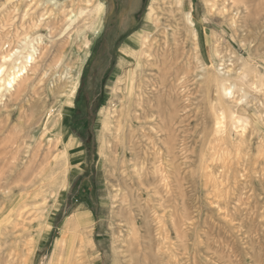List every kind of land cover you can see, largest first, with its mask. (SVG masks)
I'll return each instance as SVG.
<instances>
[{
  "label": "rangeland",
  "instance_id": "rangeland-1",
  "mask_svg": "<svg viewBox=\"0 0 264 264\" xmlns=\"http://www.w3.org/2000/svg\"><path fill=\"white\" fill-rule=\"evenodd\" d=\"M56 1L0 0V264H49L77 215L88 220L78 235L86 242L81 264H264V0H246L249 17L238 2L234 26L228 21L235 12L220 16L208 0ZM96 1L104 9L100 33L89 11ZM185 13L197 33L196 51L182 48L176 33ZM143 37L150 58L140 54ZM13 64L25 70L10 89L5 83L17 70ZM204 72L218 86L206 84ZM223 88L231 96L224 98ZM141 100L160 132L156 137L146 129L152 120H132L121 142L117 116L128 107L133 119L134 102ZM219 109L224 134L218 136ZM129 132L136 150L159 151L156 166L169 167V181L175 180L172 193L162 194L164 212L157 206L148 215L142 206L119 210L126 204L118 181L135 187L119 167L129 155ZM103 137L110 141L104 157ZM128 226L142 237L141 253L127 239Z\"/></svg>",
  "mask_w": 264,
  "mask_h": 264
},
{
  "label": "bare ground",
  "instance_id": "bare-ground-1",
  "mask_svg": "<svg viewBox=\"0 0 264 264\" xmlns=\"http://www.w3.org/2000/svg\"><path fill=\"white\" fill-rule=\"evenodd\" d=\"M156 0H153V4L155 3ZM177 1V0H176ZM56 0H46V3L47 4H51V5H55L56 4ZM82 2V1H81ZM208 2L211 3L210 5V10L212 11H215L217 13L221 15H224L225 13H227L228 11H233L235 13H232L234 16H231L229 18L230 21H228L231 26H234L235 24V18L237 16V12H240L239 7L242 6L244 8V10L247 12L246 13V17H249L250 16V9L251 7L249 6H246V0H240V1H237V0H208ZM240 2V6L239 3ZM177 4H179L180 2H176ZM247 3H253L251 0H248ZM242 4V5H241ZM89 6V5H87ZM153 6V5H152ZM84 6H81V8H83ZM91 7H94L93 10H89L91 11V15L95 17L96 19V24H95V28H96V33H100L101 31V28H102V22H101V16H102V13H103V5L99 2V1H96L94 6H91ZM241 7V8H242ZM263 9V8H262ZM83 10V9H82ZM81 9H78L77 11H82ZM243 10V11H244ZM153 11H154V8L152 7L149 11L148 14V17L150 19V16H152L153 14ZM214 12V13H215ZM81 13V12H79ZM211 13V12H210ZM242 14H245V13H242ZM257 14V13H256ZM73 16H76L75 14H72ZM241 15V14H240ZM239 15V16H240ZM71 17V15L69 16ZM79 17V16H78ZM241 17V16H240ZM261 16H258V21H261L259 18ZM183 23H182V27L180 25H178L177 27V30L179 34V36L181 38H183V44L181 45H184V48L186 50V48L188 46L191 47V49L193 50H197V47H198V43H197V33L195 31V29L193 28V22L191 20V15L190 13H185L183 14ZM239 18V17H238ZM243 18V17H242ZM262 18V17H261ZM70 19V18H69ZM86 19V18H85ZM94 19V18H93ZM253 19V18H252ZM91 20V19H89ZM244 20V18H243ZM250 20V19H249ZM264 20V18H263ZM262 20V21H263ZM62 22V21H61ZM87 22V21H86ZM241 22H242V19H241ZM250 24H252L251 21H249ZM264 22V21H263ZM248 23V22H247ZM260 23V22H259ZM259 23H253V25L255 26V24H259ZM244 24V23H242ZM240 24V25H242ZM92 25V24H91ZM249 25V24H248ZM257 27V26H256ZM255 27V28H256ZM88 28V27H87ZM90 28V27H89ZM244 28V26H242V29ZM248 28V27H247ZM253 28V27H252ZM251 29V28H250ZM249 29V30H250ZM259 29V27H258ZM256 29V32L257 30ZM245 30V29H244ZM248 31V29H246ZM254 32V31H253ZM259 32V31H258ZM250 33V31H249ZM252 33V32H251ZM176 35V34H175ZM248 35V34H247ZM252 35H254L252 33ZM179 38V39H181ZM250 39V37H249ZM253 40V38L251 39ZM138 41L137 40H134V43H137ZM252 42V41H251ZM165 43V42H164ZM175 43V42H174ZM86 46V45H85ZM32 47V46H31ZM30 47V48H31ZM140 47H141V52L140 54L143 55L145 58H150L151 54H149V48H150V42L148 40V37H143L142 38V42L140 44ZM256 47V46H255ZM31 50H34V49H31ZM151 50V49H150ZM190 51V50H189ZM154 52V51H153ZM191 52V51H190ZM34 53V52H33ZM183 53V52H182ZM190 54V53H189ZM214 54H217L218 56V53L215 51ZM156 55V54H155ZM31 56L32 55H28L27 57H29V60H31ZM87 56V54L85 55ZM142 58V57H141ZM175 58V57H174ZM186 58V57H185ZM162 59V58H161ZM176 59V58H175ZM180 59V58H179ZM4 60V59H3ZM7 60V59H5ZM4 60V61H5ZM27 60V59H26ZM32 61V60H31ZM15 62V61H14ZM26 62H29V61H26ZM157 62V61H156ZM30 63V62H29ZM16 64L18 65V62H16ZM57 64V63H56ZM78 66V65H77ZM150 67V66H149ZM13 68L14 70H16V72L14 73H10V77L8 78L9 80H7V82L5 84H7V86L11 89L12 88V85L15 84V82L17 81V78L20 77V72H23V69L24 67H18L16 66L15 64H13ZM8 70V69H7ZM25 70V69H24ZM12 72V71H11ZM1 73V72H0ZM25 73V71H24ZM64 73V72H63ZM205 75L202 76L206 77V75H208V77L210 79H207L206 81V84L210 85L211 82H214L215 86H218L217 82V78L214 77L212 74H208L207 72H204ZM207 73V74H206ZM8 74V73H7ZM225 74V73H224ZM67 75V74H66ZM1 76V75H0ZM62 79V78H61ZM1 80H2V77H1ZM0 80V81H1ZM65 80V79H64ZM3 81V80H2ZM1 81V82H2ZM165 81V80H164ZM220 82V81H219ZM221 83V82H220ZM2 84V83H0ZM163 84V83H162ZM66 85V84H65ZM150 85V84H149ZM14 86V85H13ZM77 86H78V83L76 81H73L71 83V89H70V98L72 99L75 94H76V90H77ZM238 86V85H237ZM63 87V86H62ZM66 87V86H65ZM262 87V85H261ZM68 87H66L67 89ZM258 88V87H257ZM165 89V88H164ZM153 90V89H152ZM208 90V89H207ZM256 90V89H255ZM149 91V90H148ZM209 91V90H208ZM230 90L226 89V88H223V92H222V95L225 97L227 96H231V92H228ZM66 92V91H65ZM64 92V94H65ZM59 93H61V91H59ZM64 94H63V97H64ZM160 94V93H159ZM213 94V92H212ZM69 95V94H68ZM142 95V94H141ZM151 95V94H150ZM176 96V95H175ZM61 97V96H60ZM139 97V96H138ZM148 97V96H147ZM157 97V96H156ZM234 97V96H233ZM233 97H232V100L233 101ZM59 98V97H58ZM62 98V97H61ZM122 98V97H121ZM221 98V97H220ZM230 98V97H229ZM65 99V98H64ZM167 99V98H166ZM228 99V98H227ZM57 100V99H56ZM230 99H228L229 101ZM68 101V100H67ZM137 101V100H136ZM148 101V100H147ZM236 101V100H234ZM237 101H240V100H237ZM61 102V101H60ZM174 102V101H173ZM71 103V102H70ZM121 103V102H120ZM124 103V102H123ZM128 103V102H127ZM152 103V102H151ZM150 103V104H151ZM229 103V102H228ZM236 103V102H235ZM144 102L143 100L139 101V102H134V117L133 119H129L127 118V113L129 112V108L128 107H124V111L120 112L116 118H117V125L115 127V130L117 132H119V134L122 132L123 130V127L126 125V123H128L129 121H132L134 120L136 123L142 118V119H149V120H152L148 123H146L144 126H146V129L148 128L151 132H154L155 133V136L157 137V134L156 133H159L160 132V126L153 118H154V115L153 114H149L147 112V109L145 106H143ZM149 104V103H148ZM159 104V102H158ZM177 104V103H176ZM238 104V103H237ZM62 105V104H61ZM225 105V104H224ZM51 106V105H50ZM222 106V105H220ZM219 106V107H220ZM228 106V105H227ZM59 108V107H58ZM211 108V107H210ZM213 108V107H212ZM59 111V110H58ZM219 114L216 115L217 117L215 118V133L219 136L222 131V124H223V120H224V111L223 109H219ZM133 114V112H131ZM215 114V112H213ZM131 114V115H132ZM217 114V113H216ZM235 114V113H234ZM49 115V114H48ZM129 115V116H131ZM213 117V116H212ZM169 118V117H168ZM230 118L231 119H234V116H233V113L230 114ZM238 118V117H237ZM235 118V119H237ZM47 119V118H46ZM126 119H128L126 121ZM230 119V120H231ZM125 120V122L122 123V121ZM239 120V118H238ZM29 121V120H28ZM241 121V120H239ZM244 121V120H243ZM59 122V120H58ZM56 123L55 127L58 126L59 123ZM109 122V121H108ZM154 122V123H153ZM236 122V121H235ZM131 123V122H130ZM238 123V122H237ZM248 123V122H247ZM111 124L108 123L107 126H109ZM113 125V124H112ZM132 125V124H131ZM134 125V124H133ZM173 125V123H172ZM239 125V124H238ZM237 125V127H238ZM106 125H104L105 127ZM130 126V125H129ZM234 126V125H233ZM213 127V125H212ZM235 127V126H234ZM134 128V127H133ZM128 130L131 129V128H127ZM233 129V128H232ZM140 132H139V135H140V138H147V132L146 130L142 127L139 128ZM130 131V130H129ZM131 131H138V128L137 129H131ZM60 132V131H59ZM110 132V131H109ZM169 133V132H168ZM238 133V132H237ZM134 134V133H133ZM149 134V132H148ZM224 134V133H223ZM239 134V133H238ZM60 135V134H59ZM152 135V134H151ZM230 135V134H229ZM107 136V135H105ZM121 136V134H120ZM120 136L117 134V140L119 141V138ZM125 135H122L121 136V142L123 140ZM137 136V135H136ZM154 136V135H153ZM238 136V135H237ZM149 137V136H148ZM155 137V138H156ZM174 137V136H173ZM214 137V136H213ZM217 137V136H216ZM233 137V136H232ZM133 138V135L132 133L129 132V139H128V150H129V155L127 156V154L123 155V157H121V161H120V165H119V155H115V162L113 163L114 164V168H115V165H116V168L117 166L119 165V167L121 168L122 170V173H128L130 174V181L132 182L133 181V185L135 186L134 187V190L130 187H128V185L125 183V182H120L118 181V178H117V181H118V187L117 188H121L123 189V194L121 195L122 199L121 202H124L126 204V207L122 208V205L120 206L119 210L120 212L124 209H127L128 211H132L133 208L134 211L136 210V208H140L141 206L144 207L145 211L147 212V215H148V212L149 211H152L154 210L155 206H157L158 210H161V212H164V207H165V199L164 197L162 196L163 193H166L168 194V192H170V183L172 184L173 181L175 180H171V182L169 181V174H170V171H169V167L167 168H161L160 165L156 166L157 163L159 162L158 160V157H159V151L156 153H153L151 154L149 152V147H143L142 150L139 149V150H136V145L133 144V142L131 141ZM153 138V137H152ZM240 138V136H239ZM28 139V138H27ZM108 139V138H107ZM105 137H103L101 139V144H100V147H99V153L101 154V156L104 157V154H105V145L108 142ZM139 139V138H138ZM137 139V140H138ZM160 138H156V140H159ZM175 139V138H174ZM220 138H218L219 140ZM26 140V139H25ZM217 140V139H216ZM139 141V140H138ZM222 141V140H221ZM225 141V140H224ZM56 142V141H55ZM120 142V143H121ZM137 142V141H136ZM218 142V141H216ZM235 142V141H234ZM114 143V142H113ZM119 143V142H118ZM119 143V144H120ZM140 143V142H139ZM154 143V142H153ZM225 143V142H224ZM41 145V144H40ZM68 145V144H67ZM111 145V144H110ZM143 145V144H142ZM163 145V143H162ZM123 146V144H122ZM146 146V145H145ZM165 146V145H164ZM107 147V146H106ZM112 147V146H111ZM141 147V146H139ZM138 147V148H139ZM32 148V147H31ZM40 148V147H39ZM218 148V147H217ZM216 148V149H217ZM52 149V148H51ZM112 149V148H111ZM219 149V148H218ZM21 150V149H20ZM19 150V151H20ZM123 150V149H122ZM37 151V150H36ZM50 151V149H49ZM64 151V150H63ZM216 151V150H215ZM219 152V151H218ZM47 153V152H46ZM117 153V152H116ZM123 153V152H122ZM166 153V152H165ZM118 154V153H117ZM35 155V153H34ZM108 155V154H107ZM105 155V156H107ZM168 155L170 156H173L174 154H172V151H170V149L168 148ZM36 156V155H35ZM48 156V155H47ZM109 156V155H108ZM158 156V157H157ZM163 156V155H162ZM165 156V154H164ZM164 156L162 158H164ZM46 157V156H45ZM51 157V156H50ZM129 157V158H128ZM166 157V156H165ZM168 157V156H167ZM35 159V157H33ZM32 158V159H33ZM52 158V157H51ZM104 159V158H103ZM109 159V158H108ZM158 160V161H157ZM43 160H41L42 162ZM49 161V160H48ZM190 161V160H189ZM31 162V161H30ZM43 163V162H42ZM165 164V162H162ZM161 163V164H162ZM38 164V163H37ZM48 165V163H46ZM112 164V163H111ZM20 165V164H19ZM35 165V164H34ZM163 165V164H162ZM40 166V165H38ZM60 166V165H59ZM41 167V166H40ZM61 167V166H60ZM111 167V166H110ZM43 168V167H42ZM46 168V167H45ZM112 168V167H111ZM113 168V169H114ZM44 169V168H43ZM47 169V168H46ZM63 169V168H62ZM108 169V168H107ZM26 170V169H25ZM27 171V170H26ZM39 171V170H38ZM116 172V169L114 170ZM119 171V170H118ZM3 172V171H2ZM25 173V171H24ZM110 173V172H109ZM24 175V174H23ZM41 175V174H40ZM110 175V174H109ZM34 176V175H33ZM47 176V175H46ZM45 176V177H46ZM54 176V175H53ZM115 176V175H114ZM117 176V175H116ZM128 176V175H127ZM128 178V177H127ZM20 179V178H19ZM48 179V178H47ZM52 179V178H51ZM116 179V178H115ZM175 179V178H173ZM54 180V179H53ZM19 181V180H18ZM56 181V180H55ZM115 181V180H114ZM124 181V180H123ZM129 181V180H128ZM122 184H120V183ZM130 182V183H131ZM129 183V184H130ZM62 184V183H61ZM58 185L59 186H61ZM177 184V183H176ZM174 186V185H173ZM115 189V188H114ZM114 189H111L114 190ZM9 191V190H8ZM119 191V189H118ZM173 191V190H172ZM172 191L170 193H172ZM115 192V191H114ZM119 192H117V194L115 193V200H119V196L120 194H118ZM169 193V194H170ZM53 194V193H52ZM113 194V192H112ZM51 195V193H50ZM113 198V197H112ZM116 203V202H115ZM151 204V205H150ZM118 205V204H117ZM153 206V208H152ZM115 207H119L115 205ZM23 210V209H22ZM116 210V209H115ZM114 210V211H115ZM34 211V210H33ZM133 212V211H132ZM138 212V211H137ZM114 213V212H113ZM136 213V212H135ZM152 214V213H151ZM154 214V213H153ZM157 214V213H156ZM136 215V214H135ZM138 215V214H137ZM139 215L141 216V219L142 221H145L146 224H147V215L143 212V211H139ZM85 217V215H84ZM159 217V215L157 216ZM138 218V217H137ZM161 217H159L158 219H160ZM140 219V220H141ZM156 219V218H155ZM134 220V219H133ZM154 220V219H153ZM24 222V221H23ZM88 225V220L84 219L81 217V215H77V216H72L70 218V221L66 224L65 226V229L63 230V232L60 234V239L56 241L55 243V247H54V250H53V253L51 255V258H50V263L49 264H81V259H82V251L83 249L86 247V242H85V239L83 237H79V236H83V230L86 228V226ZM130 225V224H129ZM143 225V223H142ZM159 225V224H158ZM21 226V225H20ZM168 226V225H167ZM145 227V226H144ZM150 227V226H149ZM165 227V226H164ZM125 228V227H124ZM78 229V230H76ZM146 229V228H145ZM126 230V229H125ZM75 231H77L75 234ZM161 232V231H160ZM163 232V231H162ZM120 234V232H118ZM118 234V235H119ZM160 234V233H159ZM158 234V235H159ZM79 235V236H78ZM150 238V237H149ZM177 238V237H176ZM127 239L128 241H133L136 243V247L134 248L135 249V253H141L140 251V248H142L143 246V241L142 240V237L140 236V234L138 233L137 231V228L135 226H128L127 227ZM170 239V238H169ZM160 240V239H159ZM130 242V243H131ZM147 241L144 242V245ZM171 243V242H170ZM118 244V243H117ZM123 244V243H122ZM172 244V243H171ZM132 245V244H131ZM148 245V244H147ZM168 245V244H166ZM181 245V244H180ZM150 246V245H149ZM6 247V246H5ZM119 247V246H118ZM122 248V247H120ZM149 248V247H148ZM122 250V249H121ZM150 250V249H149ZM158 251L160 250V247L157 249ZM171 251V249H170ZM124 252V251H123ZM169 252V251H168ZM167 252V253H168ZM173 252V251H172ZM129 253V252H128ZM151 253V252H150ZM161 253V252H160ZM165 253V256L166 254ZM125 254V253H124ZM123 256V254H122ZM140 256V255H139ZM11 257V256H10ZM136 257V256H135ZM9 258V257H8ZM13 258V256H12ZM15 258V257H14ZM140 258V257H139ZM177 258V257H175ZM26 259V257H25ZM117 259V258H116ZM128 259V258H127ZM135 259V258H134ZM8 260V259H7ZM131 260H132V257H131ZM23 261V259H22ZM15 262V261H14ZM84 262V261H83ZM175 262V261H174ZM171 263V262H170ZM21 264V263H20Z\"/></svg>",
  "mask_w": 264,
  "mask_h": 264
}]
</instances>
